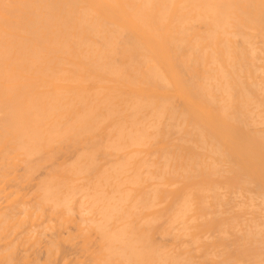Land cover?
<instances>
[{"label":"bare ground","instance_id":"6f19581e","mask_svg":"<svg viewBox=\"0 0 264 264\" xmlns=\"http://www.w3.org/2000/svg\"><path fill=\"white\" fill-rule=\"evenodd\" d=\"M0 264H264V0H0Z\"/></svg>","mask_w":264,"mask_h":264}]
</instances>
